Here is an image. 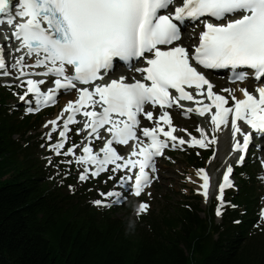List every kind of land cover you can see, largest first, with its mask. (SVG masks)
<instances>
[{"label":"snow or ice","instance_id":"6c2138e0","mask_svg":"<svg viewBox=\"0 0 264 264\" xmlns=\"http://www.w3.org/2000/svg\"><path fill=\"white\" fill-rule=\"evenodd\" d=\"M173 5L175 0H17L13 11L14 0H0V31L6 24L11 32L3 39L12 41L10 45L0 42V75L19 81L17 87L24 91L17 95L28 105L29 114L55 106L60 95L75 93L76 99L44 124L49 131L41 147L55 157H73L59 163L82 168L81 183L103 173H108L107 180L116 181L119 190L101 192L103 199L92 201L96 207L111 208L124 204L129 196L140 197L157 178L156 158L165 149L183 150L184 145L208 149L218 143L217 133L226 129L231 133L232 152L240 153L238 164L244 163L253 147L264 152V0H181L169 11ZM200 25L191 49L177 43L184 29ZM6 59L14 63L9 65ZM121 66L139 73L140 79L111 78ZM200 69L230 70L232 83L253 79L257 87L254 93L224 88L227 96L221 95ZM49 80L51 84L42 90ZM236 91L243 99L237 98ZM149 105L161 110L155 119L153 111H145ZM174 107L183 109L180 114L186 119L192 114L207 116L210 131L197 124L199 138L176 136L168 111ZM141 116L154 126L141 128ZM240 122L251 131L246 132ZM76 124L82 126L75 134L85 135L81 144L65 150L73 131L70 126ZM54 133L57 139L51 143ZM256 140L261 143L255 144ZM95 141L102 142L98 151L92 147ZM130 143L127 157L120 155L116 146ZM46 159L54 163L51 157ZM232 173L228 166L218 185L217 217L228 203L225 190L234 187ZM197 176L198 194L207 202L211 177L205 169H198ZM148 208L140 203L137 215ZM258 215L255 227L264 221V209Z\"/></svg>","mask_w":264,"mask_h":264},{"label":"trees","instance_id":"16d2710c","mask_svg":"<svg viewBox=\"0 0 264 264\" xmlns=\"http://www.w3.org/2000/svg\"><path fill=\"white\" fill-rule=\"evenodd\" d=\"M22 92L0 85V264H264V221L254 226L264 198L256 164L235 167L219 222L218 203L204 210L198 197L139 216L136 203L96 207L114 180L79 183L75 164L36 154L48 114L11 106ZM81 141L73 134L65 150ZM189 151L195 169L214 153Z\"/></svg>","mask_w":264,"mask_h":264},{"label":"rangeland","instance_id":"374dc122","mask_svg":"<svg viewBox=\"0 0 264 264\" xmlns=\"http://www.w3.org/2000/svg\"><path fill=\"white\" fill-rule=\"evenodd\" d=\"M196 35L193 38V43H196V38L198 37V33L200 32L201 28L197 27L196 29ZM114 77H119V76H114ZM48 79V78H45ZM224 81L226 82V79L223 78ZM253 81V80H252ZM255 82V81H253ZM19 83V81H16L14 79L13 76H4V75H0V85L5 86H11L14 85L15 87H17V84ZM228 83V82H227ZM257 84V82H255ZM51 84V81L48 82V84H46L42 90H46L47 87ZM230 85H234V84H230ZM20 91H24L23 88H20ZM222 89H224L222 87L221 84H219L217 87L213 88V91L215 93L224 95V92L222 91ZM23 94V92H22ZM65 95H70V94H65ZM65 95H60L58 96V102L55 106L53 107H48L43 109L42 111L39 112H43V113H47L48 116H46L45 119V123L47 121L53 120L55 119L59 113L61 112L62 108L65 106V104H62L61 102V98ZM237 96V94H236ZM238 98V97H237ZM231 100L229 105L231 106ZM14 107H18L19 109H22L24 112H26V108L28 107V105L24 104L23 102H21L19 100V96H17V100H15L14 102H12V105ZM179 110V109H178ZM175 109L169 110V113H172L175 122H174V127L177 128V131L174 133L176 136L178 137H182L185 140H189L190 136L189 134H191V136H195L197 138H199V133L196 131V126H190V124L192 123V120L197 121L199 125H201V120H199V118L195 115L192 114L190 119H186L183 116H181V114L179 113V111ZM149 111H153L154 113V119L160 114V111H156L152 108L149 109ZM36 112V113H39ZM44 123V124H45ZM43 126L41 127V129L38 131L40 134H36V135H40L39 138H36L38 141H40V145L39 148L36 150V154H40L42 156V158L47 157H54L52 155V153L48 152L46 150V147H41V145H46V140L43 138L44 134L47 133L49 131L48 128H45ZM154 124L152 123H148L147 120H145L144 118L142 119V125L141 128L143 127H153ZM241 126L244 129V125L243 123H241ZM50 127V126H49ZM72 129H74L72 131V133L69 135L72 136L73 134H75V130L81 127V124H76V125H72L70 126ZM166 130H168L165 127ZM180 129H186L185 131H180ZM210 131V130H208ZM228 129L217 133L219 140L218 143L216 145H213L211 147V149L213 150V152L215 153V159H209L205 166L201 169H205L210 177H211V188H210V195H209V199L207 202H205V199L202 195L198 194V188H199V184H200V180L197 176V170L195 168L189 167L188 163H187V153L190 152V150H193L197 153H201V151L207 150V149H200L198 147L195 148H190L187 145L183 146V150L177 149V150H172L171 148L167 149V153L165 155L164 158L162 159H156V173H154V176L157 177L156 179L153 180L151 186L145 191V193H143L140 197H135V196H129L127 201L122 204V205H114L116 207H123L126 204H130V203H136V208H135V214L137 215V211H138V207L139 204L138 203V199L142 200L143 203H147L149 205L148 210L144 213H148V212H152V211H160L162 209H166L169 206H176V205H182L183 203H185L186 201H188V199L186 197H191L193 199H195L194 197H198L199 200L201 201V208L204 210H208V208L211 206V204L213 202H217L216 196L218 194V185L219 183L222 182V177L223 174L226 170V168L228 166H231L232 168L239 166L240 164L237 163L238 160V152L234 153L233 156V162H229V158L232 154V151L230 153V147L232 146L231 143V139L228 138L227 142H226V146L224 145V141L227 137H225V133H227ZM35 135V134H32ZM85 135V133H81L80 136L81 139L83 138V136ZM37 137V136H35ZM56 134H53V140L51 141V143H55L56 142ZM69 142V141H68ZM86 142V141H85ZM101 141H95L94 144L92 145L94 151H98L99 147L101 146ZM261 143V141L256 140L255 144L259 145ZM81 144V142H80ZM82 147V145H81ZM131 151V147H127L125 149H121L118 150L119 154L122 156L127 157V155L129 154V152ZM76 154L79 155L81 154V149L77 148L76 149ZM60 158L64 159V160H72L73 157H68V156H60ZM261 160H264V157L261 156V151L257 150V148L253 147L250 149V153L247 156V160L243 163H249L252 162L254 164H256L259 169V179L260 181V185L263 187L264 189V166L261 165ZM74 164V163H72ZM76 171L79 172L82 171V168H78L75 165ZM102 175V174H101ZM119 175H123V173H120ZM119 175L117 177V179L119 178ZM104 176V175H102ZM189 177L191 178V181L189 180ZM99 178V177H98ZM98 178H94V179H98ZM233 183L236 181V177L234 172L232 173V177H231ZM91 179H89L90 181ZM79 182V181H78ZM88 182V181H87ZM81 183V182H79ZM85 183V182H83ZM235 183H234V187H235ZM232 187V188H234ZM232 188H228L225 191L227 192L229 189ZM113 190H119L116 187V181L114 180L111 188L109 191H113ZM150 193V195H149ZM103 199V198H102ZM192 199V200H193ZM197 200V199H196ZM141 202V203H142ZM263 208L264 209V198H263ZM101 208H105V207H101ZM105 209H109V208H105ZM122 214V213H120ZM202 216H204V214H202ZM216 221L219 222L220 221V217L216 216Z\"/></svg>","mask_w":264,"mask_h":264},{"label":"bare ground","instance_id":"6f19581e","mask_svg":"<svg viewBox=\"0 0 264 264\" xmlns=\"http://www.w3.org/2000/svg\"><path fill=\"white\" fill-rule=\"evenodd\" d=\"M16 2H17V0H14V8H13V11L15 10V3ZM0 18H3V17L0 16ZM196 24H198V23H196ZM196 29H197V27H195V26H189V27H187V30L184 32V37H183V39L181 40V42L179 44H181V45H183L185 47L191 48L195 44V43H193V38L196 35V31H197ZM10 32H11V29L8 28V26L6 24L4 26H2V31H0V42H2L5 45L12 44V41H5L3 39L4 34H10ZM7 51L10 52L11 51V48H8ZM13 55L15 57H18V56L21 55V53H14ZM6 63L9 64V65H11L12 63H14V60L13 59H6ZM10 76H12V75H10ZM110 76L113 79H117L120 76H127V77H129V80L127 82H131L132 77H135L136 79H139L138 76H140V74L139 73H135V72L130 73L129 71H119V72L117 71V72H115V75H111L110 74ZM114 76H119V77H114ZM33 78L34 79H45L43 77H33ZM211 78L214 80L215 86H217V83L220 81V84L222 85L223 88H229V89L246 88L250 93H254V90L257 87V84L255 82L251 81L250 79L246 80L244 83H238V84L230 85L229 83L225 82L223 80V78H217V77L212 76V75H211ZM48 82H50V80ZM45 85H42L41 87L43 88ZM236 94H237V97L239 99H243L242 93H240L239 91H236ZM224 95L227 96V93H224ZM75 99H76V95L73 92L70 95L63 96L61 98V102H62V104H65L66 105V103L68 101L75 100ZM183 102H184L185 106H192V103L191 102H187V101H183ZM175 110H176V108H175ZM177 110H178V108H177ZM178 111H179V113H181L183 111V109H179ZM170 115L172 116L173 124H174L175 119H174L172 113H170ZM197 117L202 122L200 126L204 127L205 130L208 131L209 130V125L206 123V121L208 120V117L207 116L206 117H203V118L202 117H199V116H197ZM77 119L79 120L81 118L80 117H77ZM197 123H198L197 121L192 120V123L190 124V126H197ZM240 123H242V122H240ZM244 130L246 132L248 131V129L245 126H244ZM253 135H255V133H253ZM225 137H227L225 139V141H224V145L226 146L227 139L228 138L231 139L230 130H228L227 133H225ZM238 139H241L242 140V137H238ZM231 143H232V141H231ZM231 149H232V146L230 147V153L232 151ZM238 155H240V153ZM233 156H234V153L232 152V154H231V156L229 158V162H231V163L233 162ZM261 156L264 157V152H261ZM200 183H201V181H200Z\"/></svg>","mask_w":264,"mask_h":264}]
</instances>
